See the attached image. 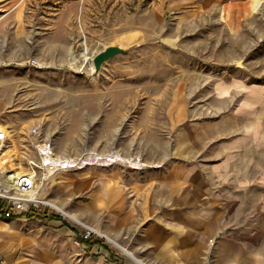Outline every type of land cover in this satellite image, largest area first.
Returning a JSON list of instances; mask_svg holds the SVG:
<instances>
[{
  "label": "rangeland",
  "instance_id": "1",
  "mask_svg": "<svg viewBox=\"0 0 264 264\" xmlns=\"http://www.w3.org/2000/svg\"><path fill=\"white\" fill-rule=\"evenodd\" d=\"M112 44L124 51L79 69ZM220 81L264 84V0H0V172L28 170L46 141L84 162L53 173L48 203L16 218L20 260L91 264L81 239L109 243L115 172L170 153Z\"/></svg>",
  "mask_w": 264,
  "mask_h": 264
},
{
  "label": "crops",
  "instance_id": "2",
  "mask_svg": "<svg viewBox=\"0 0 264 264\" xmlns=\"http://www.w3.org/2000/svg\"><path fill=\"white\" fill-rule=\"evenodd\" d=\"M217 84L170 153L115 172L109 243L81 239L91 264H264V84ZM19 217L0 221L3 264H31L16 255Z\"/></svg>",
  "mask_w": 264,
  "mask_h": 264
},
{
  "label": "built area",
  "instance_id": "3",
  "mask_svg": "<svg viewBox=\"0 0 264 264\" xmlns=\"http://www.w3.org/2000/svg\"><path fill=\"white\" fill-rule=\"evenodd\" d=\"M8 137L7 130L0 127V148ZM38 159H31L26 171L0 172V219L12 218L35 211L42 203L47 204L39 191L42 184L59 170L83 166V158L58 156L51 142L39 144ZM85 237L92 235L93 228L86 225Z\"/></svg>",
  "mask_w": 264,
  "mask_h": 264
},
{
  "label": "water",
  "instance_id": "4",
  "mask_svg": "<svg viewBox=\"0 0 264 264\" xmlns=\"http://www.w3.org/2000/svg\"><path fill=\"white\" fill-rule=\"evenodd\" d=\"M124 51V48H122L118 44H112L109 46H106L105 48L101 49L98 53H96L93 57V65L95 70H99L107 59L113 57L114 55L121 53Z\"/></svg>",
  "mask_w": 264,
  "mask_h": 264
},
{
  "label": "bare ground",
  "instance_id": "5",
  "mask_svg": "<svg viewBox=\"0 0 264 264\" xmlns=\"http://www.w3.org/2000/svg\"><path fill=\"white\" fill-rule=\"evenodd\" d=\"M86 55V54H85ZM77 59V56L75 54V52H71L70 54V62L74 65L75 60ZM80 61V60H79ZM82 65V64H81ZM88 65V66H87ZM90 65V66H89ZM79 69H84L85 71H87L89 74H94L95 68L94 65H92V58L90 56H86L85 57V62L83 63L82 66L79 67ZM1 128H3V126L0 125ZM69 215V213H67ZM72 217H74V215H70Z\"/></svg>",
  "mask_w": 264,
  "mask_h": 264
}]
</instances>
